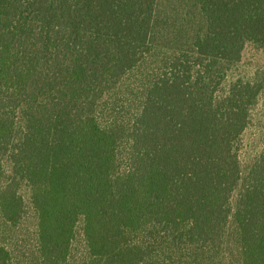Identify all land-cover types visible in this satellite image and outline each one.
<instances>
[{"label":"trees","instance_id":"obj_1","mask_svg":"<svg viewBox=\"0 0 264 264\" xmlns=\"http://www.w3.org/2000/svg\"><path fill=\"white\" fill-rule=\"evenodd\" d=\"M264 0H0V264H264Z\"/></svg>","mask_w":264,"mask_h":264},{"label":"rangeland","instance_id":"obj_2","mask_svg":"<svg viewBox=\"0 0 264 264\" xmlns=\"http://www.w3.org/2000/svg\"><path fill=\"white\" fill-rule=\"evenodd\" d=\"M258 73L259 79L264 84V48L248 44L242 55L241 61L232 70L234 77L251 78ZM264 145V89L259 101L253 109L252 121L244 132L240 143V155L244 164Z\"/></svg>","mask_w":264,"mask_h":264}]
</instances>
